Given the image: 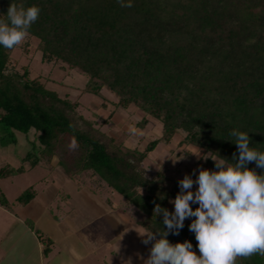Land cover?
Here are the masks:
<instances>
[{
  "label": "trees",
  "instance_id": "trees-1",
  "mask_svg": "<svg viewBox=\"0 0 264 264\" xmlns=\"http://www.w3.org/2000/svg\"><path fill=\"white\" fill-rule=\"evenodd\" d=\"M24 2L40 8L24 52L33 41L41 62L86 78L79 94L100 97L105 88L115 99L102 98L101 107L138 109L143 116L137 125L154 118L161 134L141 150L116 144L83 116L78 98L47 88L28 66L13 68L17 45L0 47V145L14 143L15 132L32 138L21 164L0 166V178L22 173L25 162L30 169L41 158L48 163L54 158L78 187L88 180L95 191L118 193L142 214L135 222L148 230L163 228L161 216L153 218L154 204L171 211L167 202L178 191V180H168L165 167L148 176L142 165L160 142L179 135V145L201 151L199 160L209 169L213 161L204 155L231 159L237 151L228 140L232 129L248 131L250 145L264 151V0H133L130 8L116 0ZM8 3L0 0V12ZM35 195L30 185L15 200L23 206ZM0 205L9 206L1 192ZM188 223L167 239H188L194 250ZM50 242L47 238L43 253ZM237 264H264V256L237 258Z\"/></svg>",
  "mask_w": 264,
  "mask_h": 264
},
{
  "label": "rangeland",
  "instance_id": "rangeland-1",
  "mask_svg": "<svg viewBox=\"0 0 264 264\" xmlns=\"http://www.w3.org/2000/svg\"><path fill=\"white\" fill-rule=\"evenodd\" d=\"M25 40L11 52L12 67L28 66L32 75L39 76L47 88L61 96L78 98L83 116L95 120L116 144L141 150L148 141L160 136L161 125L154 118L148 117L143 127L137 125L143 116L138 109H115L110 103L106 108L101 107L102 98L115 99L105 88L100 97L88 92L79 94L78 89L86 78L75 69L63 70L41 62L40 53L33 49V41L29 51L24 52ZM111 110V117L102 123ZM15 139L14 143L0 145V166H18L30 148L32 138L15 132ZM179 140L180 136L174 135L169 143L160 142L147 154L142 165L148 176L161 166L165 167L168 180H179L185 174L192 175L198 168H208L203 166L202 159L199 160L201 151L179 145ZM185 150H189V154H185ZM197 151L199 157L193 154ZM40 161L30 169L25 162L22 173L0 178V192L9 203L8 207L0 205V264H128L129 261L142 264L150 247V244L141 243L138 232L144 230L135 222L142 214L115 191L110 194L100 187L95 191L88 180L78 187L55 163L56 159L49 163L44 158ZM30 185L36 194L46 190L45 197L56 193L50 206L36 218L32 214L27 216V206L22 211L23 206L15 200ZM167 206L172 209L169 200ZM47 238L51 241L47 245L50 251L45 254L42 249Z\"/></svg>",
  "mask_w": 264,
  "mask_h": 264
},
{
  "label": "clouds",
  "instance_id": "clouds-1",
  "mask_svg": "<svg viewBox=\"0 0 264 264\" xmlns=\"http://www.w3.org/2000/svg\"><path fill=\"white\" fill-rule=\"evenodd\" d=\"M116 2L130 8L133 0ZM39 13L37 4L9 0L0 12V47L20 44ZM229 135L237 150L231 159L216 152L204 155L201 158L211 159L213 168H198L177 181L178 191L169 199L171 211L154 204L153 218L161 216L163 228L138 232L141 243L150 244L142 264H237V258L264 256V151L250 145L248 131L232 129ZM70 147H76L74 141ZM193 154L199 157L198 151ZM250 163L255 167H248ZM186 219L196 251L188 239H167L179 234Z\"/></svg>",
  "mask_w": 264,
  "mask_h": 264
},
{
  "label": "crops",
  "instance_id": "crops-1",
  "mask_svg": "<svg viewBox=\"0 0 264 264\" xmlns=\"http://www.w3.org/2000/svg\"><path fill=\"white\" fill-rule=\"evenodd\" d=\"M46 189H47V187H46ZM45 191L43 190L42 192L36 194L33 199H31L28 203L23 205L22 211H24L25 207L27 206V209H25V211H27L26 214H28L27 216H29V214H32L34 216V218H36V217H38V215L43 214V212L45 211L44 208L47 209L50 206V203L52 202L51 199L54 195H56V193L53 192L49 195V197H45V195H44ZM91 197L93 199V196H91ZM43 206H45V207H43ZM22 214H24V213L22 212ZM25 218L27 219L29 217L25 216ZM72 232H76V231L73 230Z\"/></svg>",
  "mask_w": 264,
  "mask_h": 264
}]
</instances>
